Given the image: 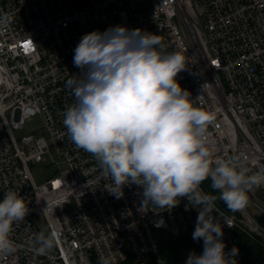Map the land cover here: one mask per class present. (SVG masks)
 <instances>
[{
    "label": "built area",
    "instance_id": "obj_1",
    "mask_svg": "<svg viewBox=\"0 0 264 264\" xmlns=\"http://www.w3.org/2000/svg\"><path fill=\"white\" fill-rule=\"evenodd\" d=\"M144 2L0 0V199L13 190L29 208L10 234L15 251L0 264H101L106 258L119 264L129 256L134 264H151L160 247L154 230L176 238L195 227L198 211L186 198L160 210L143 200L136 184L125 186L120 198L109 194L111 181L98 182L96 157L71 141L63 118L75 103L67 82L81 71L73 49L92 30L138 28L157 35L161 51L182 52L188 68L177 80L193 106L211 117L202 135L212 160L264 171V0H148L147 10ZM34 115L41 127L16 136ZM39 163L64 170L36 184L31 169ZM249 194L264 216V201ZM215 205L214 215L230 226L221 220L225 251L235 245L238 264H247L239 235L264 247L259 215L245 208L230 215ZM160 217L164 224L154 226ZM37 233L57 234L44 254L29 243Z\"/></svg>",
    "mask_w": 264,
    "mask_h": 264
},
{
    "label": "clouds",
    "instance_id": "obj_2",
    "mask_svg": "<svg viewBox=\"0 0 264 264\" xmlns=\"http://www.w3.org/2000/svg\"><path fill=\"white\" fill-rule=\"evenodd\" d=\"M161 48L154 33L120 24L82 34L73 49L80 75L67 82L75 103L66 109L63 124L71 141L96 157L98 182L110 180L107 191L115 198L123 196L125 186L136 184L143 189V200L160 210L172 209L182 197L197 209L192 239L202 241V251H190L184 264H238L239 249L234 245L225 251L221 220L229 224L214 215L215 201L233 211L243 209L249 191L264 184V171L249 173L235 163L212 160L202 135L211 117L193 106L191 93L177 80L188 61L180 51ZM206 179L218 197L203 191ZM28 211L19 193L4 192L0 259L15 251L10 234ZM163 224L160 217L154 226ZM56 235L37 233L29 243L44 254L54 247Z\"/></svg>",
    "mask_w": 264,
    "mask_h": 264
},
{
    "label": "rangeland",
    "instance_id": "obj_3",
    "mask_svg": "<svg viewBox=\"0 0 264 264\" xmlns=\"http://www.w3.org/2000/svg\"><path fill=\"white\" fill-rule=\"evenodd\" d=\"M142 8L144 10L149 9L148 0H145L144 4L142 5ZM40 127H41V119L38 115H34L31 117L29 121L26 122L22 130H14V134L17 136L19 134H25L31 131H37ZM63 170H64L63 165L58 166L56 170V166L54 165L45 166L44 164L39 163L31 169V173H32L34 182L36 184H41L46 180V178H49L50 176H52L55 171L59 173V172H62ZM251 190L257 197L261 198L264 201V189H260L259 186H255ZM248 198L251 199V196L249 193H248ZM251 200L253 201V198ZM244 208L251 214L260 216L259 212L256 211L252 207L249 201H248V204ZM233 214H236V211H234ZM193 230L194 229H191L187 233L179 237H176V238L172 237L169 234L167 235L166 231L164 230H154V235L160 244L163 243L166 239H176V242H178L179 244V253L181 257L185 260L190 251L196 252L202 249V241L192 239Z\"/></svg>",
    "mask_w": 264,
    "mask_h": 264
},
{
    "label": "trees",
    "instance_id": "obj_4",
    "mask_svg": "<svg viewBox=\"0 0 264 264\" xmlns=\"http://www.w3.org/2000/svg\"><path fill=\"white\" fill-rule=\"evenodd\" d=\"M206 193L219 196L218 190L212 189L210 180H205L201 184ZM215 203L220 206L227 214L232 215L233 210L229 209L222 200L217 199ZM257 221L264 226V216H256ZM239 242L244 253L247 264H264V247L257 244L245 234L239 235ZM151 264H184V259L179 253V244L176 239H166L160 244L158 255L150 257ZM119 264H134L129 256L124 262Z\"/></svg>",
    "mask_w": 264,
    "mask_h": 264
},
{
    "label": "crops",
    "instance_id": "obj_5",
    "mask_svg": "<svg viewBox=\"0 0 264 264\" xmlns=\"http://www.w3.org/2000/svg\"><path fill=\"white\" fill-rule=\"evenodd\" d=\"M185 261V260H184Z\"/></svg>",
    "mask_w": 264,
    "mask_h": 264
}]
</instances>
